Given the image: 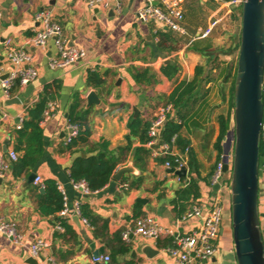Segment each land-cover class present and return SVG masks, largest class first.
<instances>
[{"label":"crops","instance_id":"1","mask_svg":"<svg viewBox=\"0 0 264 264\" xmlns=\"http://www.w3.org/2000/svg\"><path fill=\"white\" fill-rule=\"evenodd\" d=\"M144 5L145 0H109L107 5L96 7H90L88 0H0V155L10 164L0 183V216L16 223L20 235V239L15 240L0 232V264H41L42 259L49 256L57 264H92L91 256L95 249L111 256V260L104 264H177L163 250L171 243L168 237L154 239L131 234L128 241L122 237L124 231L134 227L137 219L134 217L135 204L139 197L148 199L145 204L141 202V216L153 215L164 226L177 228L179 217L170 200L177 188L186 185L175 173L168 172L163 164H159V158L163 156L154 155L160 142L164 141V130L158 143L150 146L129 136L128 123L138 115L153 121L158 107L166 103V96L175 85L192 79L196 66L206 63V56L199 48L229 47L230 35L236 36L232 30L238 14L235 10L229 13L227 5L216 0H185L184 25L187 32L180 34L160 29L155 23L141 22L138 11ZM42 9L51 11L54 21L62 25L63 34L70 44L86 49L87 54L82 60L64 68L51 69L49 57L57 53L54 40H50L44 49L26 43L41 28L36 17ZM215 20L218 23L211 33L201 37L200 33ZM161 31L174 34L179 47L172 51L161 48ZM8 40L11 41L10 47H23L30 52L32 61L21 65L12 63L7 57ZM170 62L179 65L172 79L162 71V66ZM28 66L38 70L37 77L26 85L16 83L6 94L1 86L3 75L15 68L26 69ZM146 68L150 71L148 78L151 81H136L133 74ZM89 71L100 72L105 81L103 86L88 82ZM211 82L205 89L210 88ZM50 83L58 85L52 100L57 102V111L53 118L41 124L45 152L32 170L17 176L13 169L17 160L11 159L9 151L16 150L18 158L24 154L23 149H18L21 145L18 130L22 128L18 125L23 126L29 107L37 103L44 87ZM91 91L98 92L100 104L88 105L87 96ZM207 97L202 111L195 114L181 131L182 137L189 140L188 176L198 180L201 189L198 198L204 208L218 204L222 207L223 219L224 215L231 218V171L225 172L218 182H214L212 176L220 159L230 162L234 145V107L230 105L231 97H228L227 104ZM76 103H79L76 108L78 118L71 122L69 114ZM200 104L198 101L195 109ZM220 115L229 118L230 122L221 142V153L217 147ZM70 123L78 124L80 133L89 128L86 141L80 139L79 133L74 142H66ZM140 146L150 151L145 161L135 160V149ZM172 148L175 152L185 150L177 144V138ZM98 152H106L115 160L112 178L100 190L82 193L73 185L70 167L77 156ZM191 154L194 156L192 165ZM122 167H128L130 171L121 180L114 179ZM32 172L43 177L44 186L29 180ZM141 176L142 181L135 183ZM124 178L126 182L122 181ZM47 179H54L59 189L65 191L71 208L70 216L61 217L59 212L47 216L40 212L37 191H44ZM262 188L264 194V178ZM77 201L81 205L88 204L94 214L108 220V229H102L98 236L95 235L94 226L83 223V215L74 212ZM259 210L264 214V203ZM62 218L74 231L75 237L65 233L64 226L63 229L57 228ZM226 223L232 226L231 219ZM196 225V220L191 219L183 222L179 229L189 231ZM261 226L264 235V216L261 217ZM224 233L225 227L221 225V234L216 242L220 248L211 262L237 264L233 232ZM37 239L48 243L42 250L41 259L31 256L29 250ZM122 239L130 245V250L115 256L113 249Z\"/></svg>","mask_w":264,"mask_h":264},{"label":"built area","instance_id":"2","mask_svg":"<svg viewBox=\"0 0 264 264\" xmlns=\"http://www.w3.org/2000/svg\"><path fill=\"white\" fill-rule=\"evenodd\" d=\"M185 0H145V5L138 11V17L143 23H155L158 28L166 29L169 31L185 34L187 32L184 25L185 11H184ZM218 2L225 3L228 7V12H232L236 8L242 6L244 0H216ZM109 0H88L90 7H96L101 5H107ZM37 20L41 23V28L36 30L31 35L26 43L32 44L41 48H46L50 40H54L57 48V53L51 55L48 60V65L51 69H59L70 66L74 63L82 60L87 52L85 48L74 46L69 43V40L63 34L62 25L54 21L52 13L48 9H42L37 13ZM218 20H215L211 25L200 33L201 37L208 36ZM9 46L7 57L15 65H21L23 63H29L33 59V55L21 48L10 47L11 41L8 40ZM1 74V71H0ZM38 75V70L34 67L28 66L26 69L15 68L12 72L1 80V86L6 94L10 93V90L16 85V81L26 85L35 79ZM263 100H264V82H263ZM57 111V102L50 101L46 110L44 111L43 118L40 124L49 121L55 115ZM175 113V108L171 103H164L160 105L155 113V117L151 122L149 128L150 140L147 142L148 145L158 143L161 132L164 130L165 124L170 116ZM22 124L18 125L21 128ZM66 142L71 143L80 133V126L76 123H70L66 130ZM177 136L174 135L171 141L160 142L159 148L154 151L155 156L165 157L163 166L167 169L174 168L180 170L186 168L187 173L185 176L177 175L178 179L188 184L191 178L188 176L189 161L188 152L190 147L187 146L183 152H175L172 145L176 142ZM261 140L264 142V118L261 126ZM9 156L12 160L18 159V152L14 149L9 151ZM230 165L233 159V149L230 154ZM225 161L220 159L213 173L212 179L214 182H218L223 179L225 175L224 171ZM10 164L4 160L0 155V177H4L8 171ZM260 169L264 173V163ZM184 177V179L182 178ZM35 184L44 186L43 177L37 175L34 179ZM74 187L80 189L82 193H90L87 183L84 180L74 181L72 180ZM128 185V184H126ZM61 188V187H60ZM63 194V207L59 211L61 217H67L71 214V208L67 201L65 191L61 189ZM74 212L77 214L81 213V204L79 201L75 203ZM191 219L196 220L197 225L189 231L180 230V225ZM223 219L222 207L215 204L213 207L204 208L200 199L196 198L193 204L188 210L178 218L177 228L164 226L161 224L155 216H140L136 219L134 227L123 232L122 237L124 240H129L130 235L134 234L143 238H154L160 239L161 237H168L171 243L164 246L163 250L165 253L175 259L177 264H213L211 261L218 252L217 240L221 234V225ZM82 221L85 224H90L87 217L82 216ZM58 229H63L62 225L57 226ZM0 232L5 233L9 237L15 240L20 239V235L17 232L16 223L7 221L3 216H0ZM47 241L44 239H37L30 245L31 256L41 259L42 250L47 246ZM111 260L109 254H99L97 256H91L92 264L108 263ZM41 264H57L56 260L49 256L43 258Z\"/></svg>","mask_w":264,"mask_h":264},{"label":"trees","instance_id":"3","mask_svg":"<svg viewBox=\"0 0 264 264\" xmlns=\"http://www.w3.org/2000/svg\"><path fill=\"white\" fill-rule=\"evenodd\" d=\"M236 9L240 10V13L242 14V6ZM159 35V46L161 48L172 51L179 47L178 39L174 36V34L168 31H161ZM239 47L240 40L238 41V48ZM199 50L206 56V63L197 65L194 77L190 80L185 79L177 83L171 93L166 96V103L173 104L176 116H170L167 120L163 131V140L170 142L172 137L176 135L177 144L181 148H185L189 145V140L183 138L181 135V131L184 125L187 124V122H189L195 114L201 112L202 106L206 103V84H208L212 80L219 79V87L224 90L226 88V83L230 80V78H232L233 83L230 89V105L232 108L234 107V89L237 69L234 73H232V67L229 66V63L226 60L218 63V53H216L219 51L225 55H230L233 52L231 46H223L218 48H210L208 46L206 48H199ZM208 65L210 66L209 69L211 71L207 72ZM213 69H220L219 75L217 77H213V75H211ZM178 70L179 65L173 62L167 63L162 66L163 73L170 79H172L177 74ZM148 75H150V71L148 68L142 71H137L133 74L136 81L143 83L151 81V79L148 78ZM18 82L19 80L16 81V83ZM88 82L100 87L103 86L105 81L99 71H89ZM57 87L58 85L56 83H50L44 87L37 103L34 106L29 107L28 117L24 120L22 128L18 130L19 143H21L18 149H23L24 154L20 156L13 164V169L17 176L21 175L23 172L27 173L32 170L45 152L43 129L40 123L42 121L44 111L48 106V103L55 97ZM198 101H201L200 107L198 109H195V105L198 103ZM78 104L79 103H76L72 106V111L69 114L71 122H76V119L78 118L76 116V108ZM219 121L220 135L218 138L217 147L219 149V152L221 153V142L230 128V122L229 118L224 115L219 116ZM196 123L197 121L194 120V124ZM150 125V120H144L140 115L133 116L128 123L130 129L129 136L138 138L143 144L147 143L150 140ZM89 134V128H85L83 131H81L79 137L81 140L86 141ZM149 153L150 151L144 146L137 147L135 149V160L145 161V159L149 156ZM165 159V157L159 158V164H163ZM193 162L194 156L193 154H191L190 164L192 165ZM263 163L264 142L261 140L260 167ZM115 165L116 162L113 157L109 156L106 152H98L89 156L79 155L74 159L70 167V177L74 181L84 180L87 183L89 189L94 192L103 188L111 180ZM182 178L184 179V177ZM142 179V176L137 177L134 182L138 183L142 181ZM126 180L127 179L124 178L122 181L126 182ZM162 183L163 182H159V184ZM155 190H158V187H156ZM200 195L201 189L196 178H191L188 184L183 187L177 188L175 190V196L170 200L171 204L174 206V210L176 211L177 216L181 217L188 210L190 202L200 197ZM37 202L39 210L43 215H55L62 209L63 194L54 179H47L45 181V188L43 192L37 191ZM141 209L142 204L140 201H138L135 204V218L141 216ZM81 213L84 217H87L91 225L94 226L95 235L98 236L100 233L99 231L102 229H108V220L94 214L88 204L83 203L81 205ZM60 224L64 226L65 233H70L72 234V237H75L74 231L63 218L60 219ZM129 250L130 245L124 242V240L122 239L113 249V254L116 256L118 254L129 252Z\"/></svg>","mask_w":264,"mask_h":264},{"label":"water","instance_id":"4","mask_svg":"<svg viewBox=\"0 0 264 264\" xmlns=\"http://www.w3.org/2000/svg\"><path fill=\"white\" fill-rule=\"evenodd\" d=\"M241 15L234 89L233 159L231 165L225 159L224 171H231L232 229L237 264H264L261 226L264 214L259 210L260 143L264 118V0H244ZM87 100L89 106L101 102L97 91H91ZM129 171L128 167H122L113 177L121 180ZM167 171L179 176L187 173L186 168ZM36 176L32 172L29 180L33 182ZM2 179L0 177V183ZM137 200L145 204L148 199L139 197ZM99 254L102 251L95 249L93 255Z\"/></svg>","mask_w":264,"mask_h":264},{"label":"rangeland","instance_id":"5","mask_svg":"<svg viewBox=\"0 0 264 264\" xmlns=\"http://www.w3.org/2000/svg\"><path fill=\"white\" fill-rule=\"evenodd\" d=\"M235 12H236V14H238V19L235 20V25L233 27L232 32L234 31L236 33V36L233 37L232 34H231L230 37H229V44H230L233 52L230 55H225V54H223L222 52H219V51L216 52V53H218V63H220L223 60H226L229 63V66L232 67V73H234L236 71V69H237L238 54H239L238 41L240 40L239 37H240V33H241V16H242L241 13H240V10L236 9ZM226 45H227V43H226ZM209 67L210 66L208 65L207 72L211 71L209 69ZM219 72H220V69H213L212 72H211V75H213V77H217L219 75ZM219 82H220L219 79L214 80V81L211 82L210 88L207 89V91H208L207 92V96H208L207 98H213L212 100H214V101L222 100V103L227 104L228 103L227 102L228 97H231L230 89H231L233 80H232V78H230V80L226 83V88L224 90H222V91H221V88L219 87ZM206 87L207 86H205V88ZM223 96L226 98L225 100H223ZM263 178H264V173L260 169L259 170V180H260V186H259V188H260L259 189V207L260 208L262 207V204L264 203V194L262 192V189H263L262 188ZM230 183H231V180H230ZM226 212H227V209H226ZM230 219L232 220V216L230 218L227 215H226V217L224 215V219L222 221V226L225 227V233H224L225 235H227L229 232H233L232 226L229 227V223H226ZM218 247L220 248L219 243H218ZM213 264H220V263L215 261Z\"/></svg>","mask_w":264,"mask_h":264}]
</instances>
